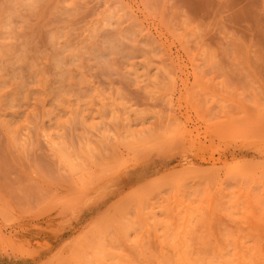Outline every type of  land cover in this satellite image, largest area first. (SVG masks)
<instances>
[{"label": "rangeland", "instance_id": "rangeland-1", "mask_svg": "<svg viewBox=\"0 0 264 264\" xmlns=\"http://www.w3.org/2000/svg\"><path fill=\"white\" fill-rule=\"evenodd\" d=\"M0 234V264H264V0H0Z\"/></svg>", "mask_w": 264, "mask_h": 264}, {"label": "bare ground", "instance_id": "bare-ground-1", "mask_svg": "<svg viewBox=\"0 0 264 264\" xmlns=\"http://www.w3.org/2000/svg\"><path fill=\"white\" fill-rule=\"evenodd\" d=\"M178 165H179V163H175L174 162L173 165H171V166L168 167V169H173V168L176 169ZM163 169L164 168L160 166L158 168V173L160 174L161 173V170H163ZM116 184L117 183H115V182H111L107 186L99 188V190L100 191H104V190H108L110 188H115L116 187ZM97 191H98V189H96V191H94V192H90V193H87L85 195L84 201L80 204V206L78 207V210L76 212H74V214H75V216L73 217L74 220L79 219L80 214L83 215V213L85 214L87 212H91L92 210H94V209L97 208V202L95 201V198L92 196ZM0 238L2 240L5 239L3 234H0ZM45 258L46 257H44V259Z\"/></svg>", "mask_w": 264, "mask_h": 264}]
</instances>
